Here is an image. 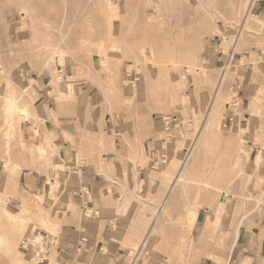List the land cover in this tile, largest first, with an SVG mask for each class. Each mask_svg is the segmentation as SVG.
I'll use <instances>...</instances> for the list:
<instances>
[{
  "label": "crops",
  "instance_id": "obj_1",
  "mask_svg": "<svg viewBox=\"0 0 264 264\" xmlns=\"http://www.w3.org/2000/svg\"><path fill=\"white\" fill-rule=\"evenodd\" d=\"M213 41L171 106L163 90L157 96L136 78L148 70L126 58L109 72L100 60L63 56L60 78L20 75L33 84L31 118L21 125L28 153L12 173L0 171V187L32 220L25 261L264 264V216H245L250 192H264V104L247 68L253 48ZM219 110L222 131L211 122L197 139L207 111L213 119Z\"/></svg>",
  "mask_w": 264,
  "mask_h": 264
},
{
  "label": "rangeland",
  "instance_id": "obj_2",
  "mask_svg": "<svg viewBox=\"0 0 264 264\" xmlns=\"http://www.w3.org/2000/svg\"><path fill=\"white\" fill-rule=\"evenodd\" d=\"M257 1L251 12V4ZM257 1L0 0V171L12 173L15 159H24L28 153L27 145L20 143L21 125L31 118L33 84H20L18 78L22 73L23 80L36 75L59 77L56 65H63V56L81 63L100 60L109 72L116 59L136 61L157 80L148 79L140 68L136 78L142 76L157 96L163 90L171 106L181 101L180 93L192 77V64L210 39L225 46L241 41L253 48L247 68L253 76L255 101L264 104V15L257 17L264 10V0ZM225 72L219 86L225 84ZM208 112L197 139L209 130L211 121L222 131V112L213 113V119ZM37 151L46 162L47 152ZM8 197L0 187V264H29L34 257L25 261L20 249L33 244L28 239L33 223L9 207ZM246 215L264 216V192H250ZM131 258L129 264H139L136 257Z\"/></svg>",
  "mask_w": 264,
  "mask_h": 264
},
{
  "label": "bare ground",
  "instance_id": "obj_3",
  "mask_svg": "<svg viewBox=\"0 0 264 264\" xmlns=\"http://www.w3.org/2000/svg\"><path fill=\"white\" fill-rule=\"evenodd\" d=\"M199 5H200V4H199ZM250 6H251V5H250ZM171 9H172V8H171ZM202 15H203V14H202ZM244 15H245V14H244ZM212 20H213V19H212ZM206 21H207V20H206ZM206 21H205V22H206ZM244 27H245V26H244ZM49 47H50V46H49ZM50 52H51V51H50ZM55 55H56V54H55ZM107 63H108V62H107ZM221 83H222V82H221ZM221 83H220V85H221ZM57 86H59V85H57ZM12 99H13V98H12ZM22 99H23V98H22ZM7 101H8V100H7ZM10 101H11V100H10ZM10 101H8V104L11 103ZM9 102H10V103H9ZM12 103H13V102H12ZM209 104H210V103H209ZM12 105H13V104H12ZM9 109L11 110V109H14V108H13V106H12V108H9ZM20 110L22 111V113H25V109L22 108V109H20ZM22 115H23V114H22ZM25 115H26V114H25ZM209 115H210V114H209ZM23 117H24V118H27V116H23ZM211 122H212V121H211ZM211 122H210V123H211ZM204 123H205V122H204ZM210 129H211V128H210ZM209 134H210V133H209ZM198 136H199V135H198ZM206 137H207V136H206ZM204 140H205V139H204ZM46 141H47V140H46ZM195 143H196V142H195ZM40 151L43 152L44 149H43V148H40ZM184 168H185V167H184ZM180 170H181V169H180ZM51 179H52V178H51ZM48 181H49V180H48ZM50 181H51V180H50ZM173 190H174V189H173ZM173 190H172V191H173ZM169 196H171V194H169ZM57 201H58V200H57ZM163 210H164V209H163ZM164 216H165V215H164ZM150 230H151V229H150ZM56 233H57V232H56ZM147 236H148V235H147ZM144 243H145V242H144ZM2 252H3V251H2Z\"/></svg>",
  "mask_w": 264,
  "mask_h": 264
},
{
  "label": "built area",
  "instance_id": "obj_4",
  "mask_svg": "<svg viewBox=\"0 0 264 264\" xmlns=\"http://www.w3.org/2000/svg\"><path fill=\"white\" fill-rule=\"evenodd\" d=\"M255 1L256 0H253V2H255ZM135 257H136V255H135ZM44 261H45L44 257H39L38 260H37L38 263H44Z\"/></svg>",
  "mask_w": 264,
  "mask_h": 264
}]
</instances>
